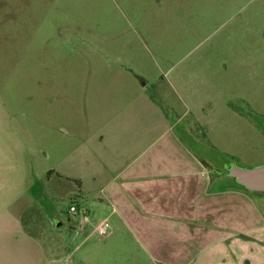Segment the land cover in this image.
<instances>
[{
	"label": "rangeland",
	"instance_id": "rangeland-1",
	"mask_svg": "<svg viewBox=\"0 0 264 264\" xmlns=\"http://www.w3.org/2000/svg\"><path fill=\"white\" fill-rule=\"evenodd\" d=\"M199 58L224 87L254 86L256 101L254 126L215 137L206 159L221 170L264 165V0H0V205L30 203L24 226L45 244L48 261L135 264L118 239L102 253L108 236L88 224V234L73 229L83 219L70 213L74 203L92 225L104 217L93 193L77 202L76 185L60 178L87 125V81L134 73L159 96L171 61Z\"/></svg>",
	"mask_w": 264,
	"mask_h": 264
},
{
	"label": "crops",
	"instance_id": "crops-1",
	"mask_svg": "<svg viewBox=\"0 0 264 264\" xmlns=\"http://www.w3.org/2000/svg\"><path fill=\"white\" fill-rule=\"evenodd\" d=\"M170 65L159 96L134 73L87 81V125L60 178L76 185L77 202L85 192L97 197L111 225L102 253L118 239L135 264L137 255L150 264H264V195L223 181V169L206 159L215 137L254 126V86L224 87L206 59ZM16 205H0V264H62L48 261L45 244L25 228L30 203ZM102 220L83 216L75 234H88L84 224L96 234Z\"/></svg>",
	"mask_w": 264,
	"mask_h": 264
},
{
	"label": "water",
	"instance_id": "water-1",
	"mask_svg": "<svg viewBox=\"0 0 264 264\" xmlns=\"http://www.w3.org/2000/svg\"><path fill=\"white\" fill-rule=\"evenodd\" d=\"M227 176L233 178L238 185L243 186L249 192L264 193V165L242 168L232 164L227 169Z\"/></svg>",
	"mask_w": 264,
	"mask_h": 264
},
{
	"label": "built area",
	"instance_id": "built-area-1",
	"mask_svg": "<svg viewBox=\"0 0 264 264\" xmlns=\"http://www.w3.org/2000/svg\"><path fill=\"white\" fill-rule=\"evenodd\" d=\"M69 211L71 214L75 216L82 215L85 218H87L86 216L87 211L77 203L72 204ZM109 230H110V223L108 220L100 221L95 227V233L101 237L108 235Z\"/></svg>",
	"mask_w": 264,
	"mask_h": 264
},
{
	"label": "trees",
	"instance_id": "trees-1",
	"mask_svg": "<svg viewBox=\"0 0 264 264\" xmlns=\"http://www.w3.org/2000/svg\"><path fill=\"white\" fill-rule=\"evenodd\" d=\"M232 164H233V163H230V164L225 163L226 169H225V166L223 167V174H224V175H227V169H228V167H229L230 165H232ZM232 180L234 181V184H235L237 187H239V188L242 189V190H245V191L249 192V191L246 190L243 186L238 185V184L235 182V180H234L233 178H232ZM75 182L79 184V181L75 180ZM249 193H254V194H257V195H264V193H258V192H249Z\"/></svg>",
	"mask_w": 264,
	"mask_h": 264
}]
</instances>
